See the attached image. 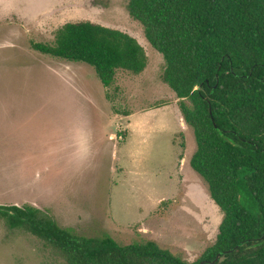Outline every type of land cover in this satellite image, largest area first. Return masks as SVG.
I'll use <instances>...</instances> for the list:
<instances>
[{"label":"rangeland","instance_id":"1","mask_svg":"<svg viewBox=\"0 0 264 264\" xmlns=\"http://www.w3.org/2000/svg\"><path fill=\"white\" fill-rule=\"evenodd\" d=\"M80 21L133 37L144 70L103 85L89 65L32 49ZM164 67L127 0H0V206L32 205L78 235L152 241L197 261L222 213L189 165L195 140ZM0 264L65 260L0 217Z\"/></svg>","mask_w":264,"mask_h":264},{"label":"trees","instance_id":"2","mask_svg":"<svg viewBox=\"0 0 264 264\" xmlns=\"http://www.w3.org/2000/svg\"><path fill=\"white\" fill-rule=\"evenodd\" d=\"M127 10L162 55V79L192 130L189 165L222 213L213 244L187 263L152 241L78 235L28 204L0 206V217L65 264H199L217 254L215 264H264V0H127ZM32 49L89 65L103 85L117 71L138 75L146 66L133 37L88 21L66 23Z\"/></svg>","mask_w":264,"mask_h":264},{"label":"water","instance_id":"3","mask_svg":"<svg viewBox=\"0 0 264 264\" xmlns=\"http://www.w3.org/2000/svg\"><path fill=\"white\" fill-rule=\"evenodd\" d=\"M230 251H226V252H223L224 254H227V253H229ZM221 254H217L216 256H215V258H214V260H212V261H202V262H200L199 264H215L216 263V261L218 260V258H219V256H220Z\"/></svg>","mask_w":264,"mask_h":264}]
</instances>
